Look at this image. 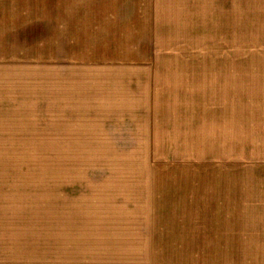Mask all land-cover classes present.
Here are the masks:
<instances>
[{
  "label": "rangeland",
  "instance_id": "374dc122",
  "mask_svg": "<svg viewBox=\"0 0 264 264\" xmlns=\"http://www.w3.org/2000/svg\"><path fill=\"white\" fill-rule=\"evenodd\" d=\"M137 4L0 0V264H264V0Z\"/></svg>",
  "mask_w": 264,
  "mask_h": 264
},
{
  "label": "crops",
  "instance_id": "0c3cea01",
  "mask_svg": "<svg viewBox=\"0 0 264 264\" xmlns=\"http://www.w3.org/2000/svg\"><path fill=\"white\" fill-rule=\"evenodd\" d=\"M146 1L151 2L152 0H80L81 8L78 11L73 10V15H66L64 18L73 21L80 20L82 26L89 27H111L114 24L128 26L130 20L133 22L141 20L142 26V21L147 17L144 16L145 9L136 8L133 4L138 6L137 3Z\"/></svg>",
  "mask_w": 264,
  "mask_h": 264
}]
</instances>
